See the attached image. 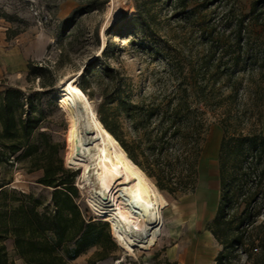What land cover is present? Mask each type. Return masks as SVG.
Here are the masks:
<instances>
[{
	"label": "rangeland",
	"instance_id": "rangeland-1",
	"mask_svg": "<svg viewBox=\"0 0 264 264\" xmlns=\"http://www.w3.org/2000/svg\"><path fill=\"white\" fill-rule=\"evenodd\" d=\"M253 1L191 0L189 8L194 10L184 14L175 12L169 0H156L155 3L151 0H126L121 6L120 17L112 23L116 25L113 28L110 25L102 38L100 27L104 23L109 0H0V28L7 29L8 38H13L14 45L21 47L23 55L19 59L26 62L25 71L19 74L10 75L2 70L0 86L4 91L13 88L22 92L19 103L24 106L16 107L17 115L24 110L41 116V132L48 133L52 142L59 144V157L64 167L75 175L78 204L84 215L107 224L105 232L109 233L113 245L109 250L110 257L97 264H166L168 248L176 246L183 249L191 244V225L203 223L206 217H210L211 208L215 217L220 197L218 155L223 137L220 124L227 125L229 135L234 139L264 135V23L245 18L251 25V31L243 38L245 45L240 50L241 62L236 68L239 73L230 81L238 83L239 94L232 100L227 99L229 83L226 78L221 79L216 84L222 93L219 95L221 106L207 110L205 116L199 115L195 119L198 133L207 139L205 144L202 143L204 147L199 160V190L193 194H181L158 188L165 226L154 236L148 248H140L134 255H129L117 245L110 224L91 207L89 199L93 193V178L85 182L83 168L67 164L69 120L61 107L60 84L80 71L78 85L93 103L98 117L107 119L108 123L117 117L129 139L133 135L132 125L121 110L115 115L117 103H137L144 95L169 93L174 81L170 79V67L165 57L167 54L190 57L201 53L202 46L216 36L210 34L212 27L220 35L228 37L224 43L227 50L221 47L217 54L223 55V51H228L224 61L231 60L238 49L234 35L230 33L241 16L249 12ZM144 3H148L150 9L147 17L150 25L141 30L129 22L137 16L136 6ZM105 49L106 55L103 54ZM29 64L33 67L31 72ZM231 68L227 64L223 71ZM203 121L209 125L206 132ZM137 160L149 169L142 157ZM27 167V160L18 167L5 160L1 162L0 186L34 194L49 205L52 190L37 184L41 173L27 174ZM171 172L175 178L183 177L185 164L175 165ZM229 173L230 182L234 178L237 181L235 187L233 184L230 186L231 192L234 188L237 190L233 199V204H236L245 198L253 185L248 176L240 177L241 173L233 162L229 163ZM150 179L158 185L155 178ZM258 200L256 212L260 211V215L249 218L252 224L236 229V223L247 219L240 209L236 223L231 226V237L239 235L241 241L222 245L215 239L216 259L220 254L215 264H264V192L262 197L258 195ZM232 215L233 208L228 211L227 218ZM210 222L197 229L195 235L202 234ZM4 243L15 264H24L15 256L12 242ZM98 249L89 248L72 263L88 264Z\"/></svg>",
	"mask_w": 264,
	"mask_h": 264
},
{
	"label": "trees",
	"instance_id": "trees-1",
	"mask_svg": "<svg viewBox=\"0 0 264 264\" xmlns=\"http://www.w3.org/2000/svg\"><path fill=\"white\" fill-rule=\"evenodd\" d=\"M169 1L175 12L190 14L194 10L189 8L191 0ZM155 2L151 0V3ZM136 9L137 16L129 24L145 30L150 25L148 3L137 5ZM245 18L264 23V0H254L249 12L241 16L231 31L238 49L231 60L224 61L228 51H223V55L217 54L221 47L227 50L224 43L228 37L220 35L212 27L210 34L216 36L202 46L201 53L190 57L178 53L165 57L170 67V79L174 81L169 93L144 95L137 103H117L115 115L121 110L127 116L132 125V137L126 138L127 131L117 117L111 123L99 118L130 159L149 177L156 179L160 190L193 194L197 189L202 143L205 144L207 139L198 133L195 119L199 115L205 116L207 110L221 106V89L216 86L221 79L226 78L229 83L227 99L232 100L239 94L238 83L230 81L239 73L236 68L241 62L240 50L245 45L243 38L251 31V25L246 23ZM103 54L106 55V49ZM227 64L232 68L226 72L223 67ZM28 69L32 71L31 64ZM21 96L20 90L10 88L3 91L0 97V163L5 160L16 167V164L27 160L26 173H41L36 183L52 190L51 201L45 205L43 199L34 194L0 186V264H15L5 241L12 242L15 256L24 264H73L91 247L99 249L88 264L108 259L113 243L109 233L105 232L107 224L95 222L84 215L78 204L75 175L64 167L59 157V144L53 143L48 133L41 132V116L24 110L16 114V107L24 106L19 103ZM202 123L204 131H208L209 125L206 121ZM220 127L223 130L218 155L220 197L208 230L218 243L227 245L242 239L239 235L231 237L229 233L240 209L247 219L236 223L237 230L252 224L249 218L260 215L256 208L258 195L262 197L264 192V135L234 139L229 135L227 125L222 123ZM138 157L143 158L149 169L138 162ZM230 162L237 167L240 177L248 176L253 185L245 198L236 204H233V199L237 190L234 188L231 192L230 186L233 184L235 187L237 181L234 178L230 182ZM182 163L186 173L181 178H175L171 171L175 165ZM231 208L233 215L228 219L227 213ZM219 258L220 254L216 261Z\"/></svg>",
	"mask_w": 264,
	"mask_h": 264
},
{
	"label": "bare ground",
	"instance_id": "bare-ground-1",
	"mask_svg": "<svg viewBox=\"0 0 264 264\" xmlns=\"http://www.w3.org/2000/svg\"><path fill=\"white\" fill-rule=\"evenodd\" d=\"M125 2L109 0L100 37L120 17ZM79 73L59 86L61 107L69 120L67 164L83 168L85 182L93 178L91 207L110 224L117 245L134 255L136 250L148 248L165 226L160 190L104 127L78 85Z\"/></svg>",
	"mask_w": 264,
	"mask_h": 264
},
{
	"label": "crops",
	"instance_id": "crops-1",
	"mask_svg": "<svg viewBox=\"0 0 264 264\" xmlns=\"http://www.w3.org/2000/svg\"><path fill=\"white\" fill-rule=\"evenodd\" d=\"M13 41V38H8L7 29L0 28V73L3 70L5 73L12 75L25 71L26 62L19 59L23 55L21 47L15 46ZM3 91V86H0V92ZM198 188L196 192L199 190ZM209 214L210 217H206L200 225H191L189 230L192 238L191 244L183 249L176 246L167 249L165 253L166 264H215L216 247L212 233L207 228L202 234L195 235L197 229L205 227L214 217L215 211L213 208H211Z\"/></svg>",
	"mask_w": 264,
	"mask_h": 264
},
{
	"label": "built area",
	"instance_id": "built-area-1",
	"mask_svg": "<svg viewBox=\"0 0 264 264\" xmlns=\"http://www.w3.org/2000/svg\"><path fill=\"white\" fill-rule=\"evenodd\" d=\"M26 1H28V2H33V0H26ZM16 167H18V164H16Z\"/></svg>",
	"mask_w": 264,
	"mask_h": 264
}]
</instances>
